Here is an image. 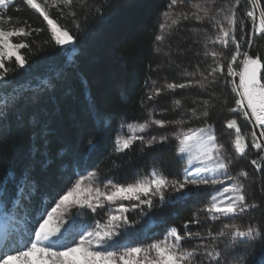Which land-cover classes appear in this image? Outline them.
I'll return each mask as SVG.
<instances>
[{"label": "trees", "instance_id": "trees-1", "mask_svg": "<svg viewBox=\"0 0 264 264\" xmlns=\"http://www.w3.org/2000/svg\"><path fill=\"white\" fill-rule=\"evenodd\" d=\"M89 2L101 5L100 11L96 12L93 7L82 12L74 6L79 30L71 17L61 18L55 8L50 10V15L76 36L74 44L62 47L51 41L46 22L25 0H9L6 10V16L12 18L9 27L21 26L27 21L33 28L43 31L26 38L32 51H21L28 65L17 69L14 60L8 63L6 66L12 69L7 77L9 83L0 88V97L6 93L9 96L21 93L7 108L6 116L0 118V198L4 196V189L7 191V198L0 199V218L22 229L25 221L21 205H27L29 200L38 203L52 189L62 193L79 176L96 171L103 181L133 182L155 165L157 154H165L172 160V153L166 146L142 145L140 141L123 152L115 151L116 138L127 135L124 124L142 121L145 105L154 101L163 111L161 117L164 119L184 121V127L201 128L211 124L217 143L227 150L230 148L228 142L235 137V131L227 128V120L237 119L248 147L238 156L236 165L240 173H247L246 178L240 179L245 184L248 202L260 205L238 215L245 225L264 226V162L259 159L264 151L254 148L251 132L255 130L262 142L264 138L259 137L252 121L228 111L235 107L238 98L232 91V77H227V82L219 79L207 90H164L154 100L147 99L152 79L158 81L157 88H164L167 83L184 82L188 77L183 73L194 72L197 67L207 74L213 64L211 57L207 60L204 57L205 43L215 34L211 25L186 20L162 31L160 25L165 20L161 14L167 10L170 0ZM191 2L193 0H185L177 4L175 11H193L188 5ZM229 2L234 0H217L214 7ZM252 9L249 0H241L238 12L244 16ZM255 10L257 14L264 10V0H257ZM244 23L245 32H250L251 20L246 18ZM157 35H163L164 39L158 41ZM19 39L14 38L16 42ZM208 49L222 52L229 59L235 52L234 45L223 48L209 44ZM245 50L264 59V36H254L251 48L243 43L241 51ZM227 62V59L223 61L225 67ZM199 78V75L195 77ZM235 79L238 83V77ZM177 100L181 101L180 107L175 105ZM203 100L210 101L207 117L202 115ZM193 107L197 109L195 117L189 111ZM253 160L261 163L262 168L257 169ZM181 164L182 161L179 166ZM204 197L207 199L205 194L199 197L202 202ZM200 200L189 198L163 204L155 200L153 208L142 205L127 215L136 223L126 227L142 242L155 238L157 232L153 235L151 232L157 227L167 231L174 226L181 233L180 226L189 225ZM105 214L104 210L92 213L84 209L76 222L84 226L96 221L103 223ZM255 245L260 250H253L257 255L254 254L256 259L252 264H264V245L252 241L250 249Z\"/></svg>", "mask_w": 264, "mask_h": 264}, {"label": "snow or ice", "instance_id": "snow-or-ice-1", "mask_svg": "<svg viewBox=\"0 0 264 264\" xmlns=\"http://www.w3.org/2000/svg\"><path fill=\"white\" fill-rule=\"evenodd\" d=\"M183 2L184 0H170L167 10L161 14L165 23H161L160 29L163 31L167 27L170 30L186 20L211 25L215 34L205 43L204 57L205 60L211 57L213 64L209 66L207 74L200 71L199 67L194 72L185 71L183 75L188 79L184 82H171L164 88H155L154 92L148 94L147 99L154 100L164 90L173 92L176 89L187 88L207 90L219 79L224 78L227 82V77H232V91L238 98L235 99V107L229 108L228 111L246 121H253L255 126L261 129L259 137L264 138V59L260 55H250L247 50L241 51L243 43L246 42L251 48L254 36H264V10L257 14L255 10L257 0H249L253 9L241 16L238 12L241 0H234L219 7H214L217 0H200L192 5L193 11H175L177 4ZM25 3L46 22L51 41L56 46L62 47L74 44L76 36L71 34L67 27L58 23V20L50 15V10L55 8L61 18L71 17L74 27L79 30L77 8L74 6H78L82 12L93 7L99 12L101 7L98 3H90L89 0H42V2L25 0ZM8 7L9 0H0V10H3L0 11V88L6 87L9 83L7 77L12 69L6 66L8 63L14 60L17 69L28 65L29 61L21 51L22 49L32 51L26 38L31 37L34 32L43 31L42 28H33L27 21L21 26L9 27L12 18L6 16ZM246 18L251 20L252 25L251 31L247 33L244 23ZM245 35H247L246 41ZM14 38H20L19 42ZM156 39L163 40L164 36L157 35ZM209 44L220 45L223 48L234 45L235 52L229 59L224 57L222 52L209 50ZM225 59L228 60L226 67L223 63ZM197 75L199 79H195ZM235 77H239V83L236 82ZM19 95L21 93L14 92L11 96L6 93L0 97V118L6 116L7 108L16 102ZM202 104L205 108L202 115L207 117L206 109L210 101L203 100ZM175 105L180 107L181 101H175ZM189 111L194 117L197 116L195 107ZM168 123L170 122L165 120L150 119L135 126L128 125L131 134L128 137L116 138L115 151L123 152L130 149L136 141L148 146L157 143V137L145 140L144 136L136 133H144L152 125L163 128ZM179 123L183 124L184 121ZM227 128L235 129V151L244 154L248 145L245 143V136L241 134L237 119L227 120ZM167 139L166 136L159 137V141ZM176 139L177 151L188 154L190 163L196 160L204 164L203 167L195 168L199 178H192L193 173L185 170L182 180H169L157 168H153L149 176L127 183H117L112 180L97 181L96 171L89 172L87 177L79 176L66 191L61 193L59 189H52L38 203L34 204L29 200L27 205H21L24 208V227L15 230L20 233L18 236L6 232L0 244V264H204V260L212 264H224L225 257L215 244L204 245L205 237H211L213 241L229 239L228 247L233 249L241 241H259L264 245V226L248 225L241 228L230 224L224 225L216 233L208 231L202 235L200 232L188 231V224H185L184 235L173 226L167 230L163 239L155 240L148 245L117 246L116 238L120 235V229L136 223L128 219L127 213L130 211L141 208L142 205L151 209L155 200L160 204L185 201L198 192L196 188L189 186L223 184L222 180L204 178L202 174L224 175L229 179V185L217 191L203 209L194 212L191 223H201V212L212 220H219L221 216L233 217L260 207L255 201L248 202L245 184L240 179L247 177L246 172L239 173L237 178L228 177L231 160L221 154L223 146L217 143L211 124L201 128L181 130L176 134ZM251 141L255 149L264 151V142L257 137L255 130L251 132ZM92 143L90 140L89 144ZM259 159L264 162V155ZM252 164L257 169L262 168V164L257 160H253ZM226 193L231 195L225 196ZM222 196L224 199H220ZM6 198L7 191L4 189V196L0 199ZM126 201L129 203L125 204ZM17 203L19 204V201ZM106 206V220L103 224L96 221L91 228L77 224L76 217L82 215V210L90 209L92 213H96L98 210L103 211ZM141 211L143 212V209ZM12 219L14 220L15 217ZM76 236L79 238L76 239ZM188 239H197L200 243L185 247L183 242ZM197 257L203 259L198 260ZM230 264H248V262L246 258L235 255Z\"/></svg>", "mask_w": 264, "mask_h": 264}, {"label": "rangeland", "instance_id": "rangeland-1", "mask_svg": "<svg viewBox=\"0 0 264 264\" xmlns=\"http://www.w3.org/2000/svg\"><path fill=\"white\" fill-rule=\"evenodd\" d=\"M185 1V0H184ZM196 3V0H193L188 5L192 7V5ZM238 83H239V77H238ZM151 84V90L150 92H154L155 88L159 86L158 81L156 79H152L150 81ZM146 107V113L144 115V118L140 122H127L124 124L125 131L127 135L124 137H128L131 133L128 128V125H138L140 123H143L146 120L150 119H157V120H165L169 121L170 123L166 124L163 128H161L158 125H152L146 132L140 133L137 132V135L144 136L145 140L151 138V137H157L158 142L154 143L153 146H159L163 147L166 146L167 149L172 153V160L168 158L165 154H157L156 155V163L154 166H152L149 170L145 171L143 174H141L138 178H143L145 176H149L153 168H157L160 172H162L165 176L168 177L169 180H182L185 175V170L191 171L193 173L192 178H199L198 175L195 173V168L197 167H203L204 164L201 161L193 160V162H189L188 154H181L177 151L178 147V140L176 139V134L179 133L181 130H187V129H196L194 127H184L177 119H164L161 117L162 110H160L159 106L154 103V101L148 103L145 105ZM253 122V121H252ZM254 124V122H253ZM255 125V124H254ZM256 127V126H255ZM258 132L260 133L261 129L256 127ZM235 131V129H233ZM214 132V130H213ZM166 136L168 139L166 141H159V137ZM234 139L230 140L228 142V146L230 145V148L228 147V150L226 148H222L221 154L224 156H227L230 160V166H233L231 168L229 166L228 170V177L237 178L238 174L240 173V168L238 169L237 162L239 161V157L241 154L237 153L235 151L234 146ZM231 144L233 145L231 147ZM238 157V159H237ZM237 159V161H236ZM180 161H182V164L179 166ZM204 178H210V179H216V180H222L223 184H201L197 186H189V188H196L198 190L197 195L191 197L193 200H200V196L206 195L207 199L204 197V201L201 200L197 204V208L194 212H196L199 209H203L210 201L213 195H216L217 191L222 190L223 188L228 187L229 185V179L225 177L224 175H221L219 173H206L202 174ZM85 177L88 176V173L84 175ZM137 178V179H138ZM97 181H103L98 176L96 177ZM106 182V181H103ZM231 195V193H226L225 196ZM220 199H224V197H220ZM129 202H125V204H128ZM105 213L107 212V206L104 209ZM133 211H130L127 213V215L132 214ZM193 219V216L190 220V223L188 225V231L192 233L200 232L202 235L207 233L208 231H211L213 233L218 232L221 228L224 227V225H230L235 224L240 226L241 228H244L248 225L243 224L242 218L240 215H235L233 217H224L221 216L219 220H212L211 218L207 217L203 212L200 213V224H193L191 223ZM17 221H19L18 218H16ZM105 222V221H104ZM103 222V223H104ZM101 223V224H103ZM95 222L89 224L88 226H84L85 228H91L94 227ZM185 225V224H184ZM184 225L180 226L181 235H184ZM158 228V227H157ZM154 228V230L151 232L153 235L154 232H157V236L151 241L148 242H142L141 240H138L135 234L130 231L126 226L122 229H120V235L116 238L117 240V246L122 244H127L130 246L135 245H148L152 243L155 240L163 239L164 235L166 234V230L162 231L161 229ZM16 229H20L19 225L17 224H6L2 218H0V244H2L6 232H12L13 236H18L20 233L15 231ZM79 237L76 236V239ZM200 241L197 239H188L183 244L185 247H192L196 244H199ZM215 244V247L219 249L222 253V256L225 257L224 264H230V261L233 256L239 255L241 257H244L247 259L248 264H252L255 261L256 253L253 252V250L257 249V246L255 245L252 249L250 247L252 246V241H241L236 244L235 248L228 247L230 245L229 239H221L217 241H213L211 237H205L204 239V245H212ZM203 248V245L201 246ZM256 247V248H255ZM257 250H260L259 248ZM256 254V255H254ZM197 259H203V257H197ZM204 264H212V262L204 260Z\"/></svg>", "mask_w": 264, "mask_h": 264}]
</instances>
